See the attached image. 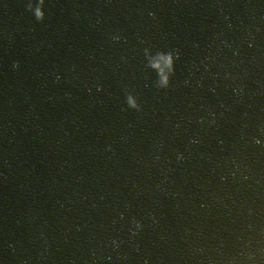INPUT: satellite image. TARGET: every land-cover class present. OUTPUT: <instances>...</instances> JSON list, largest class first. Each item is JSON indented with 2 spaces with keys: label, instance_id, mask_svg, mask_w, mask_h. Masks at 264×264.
I'll list each match as a JSON object with an SVG mask.
<instances>
[{
  "label": "water",
  "instance_id": "1",
  "mask_svg": "<svg viewBox=\"0 0 264 264\" xmlns=\"http://www.w3.org/2000/svg\"><path fill=\"white\" fill-rule=\"evenodd\" d=\"M220 264H264V171Z\"/></svg>",
  "mask_w": 264,
  "mask_h": 264
},
{
  "label": "clouds",
  "instance_id": "2",
  "mask_svg": "<svg viewBox=\"0 0 264 264\" xmlns=\"http://www.w3.org/2000/svg\"><path fill=\"white\" fill-rule=\"evenodd\" d=\"M40 8H41V10L37 11L33 7V5L31 3H28L26 5V10L29 11L32 14L34 19L38 23L43 21L44 15H45L43 0H41ZM150 15H151V13H150ZM114 39H118V37H114ZM144 51H145V55H147V49H144ZM175 58H176V53L174 51H167V52L164 53L163 56H161L159 53L157 54L156 59H164V60L168 61L169 71H168V74H167L166 77L157 79V81L154 84L155 88L160 89V90H164V89H167L169 87L170 78L174 74V60H175ZM152 63H154V61H150L148 66L151 67ZM15 67H16V65L13 64V68H15ZM125 100H126L127 107L130 110H134V111H139L140 110L139 105H138V103H136L134 97H132L131 95H127ZM255 143L259 144L260 141L256 140ZM177 158L179 159L180 157H177ZM139 227H140V225L137 223L136 224V228L139 229Z\"/></svg>",
  "mask_w": 264,
  "mask_h": 264
}]
</instances>
